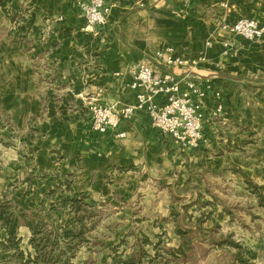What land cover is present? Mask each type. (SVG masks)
<instances>
[{
    "label": "crops",
    "instance_id": "obj_1",
    "mask_svg": "<svg viewBox=\"0 0 264 264\" xmlns=\"http://www.w3.org/2000/svg\"><path fill=\"white\" fill-rule=\"evenodd\" d=\"M84 1L12 0L0 9V110L10 115L14 134L29 140L34 160L59 152L90 181L122 169L125 183L157 176L181 187L196 178L188 170L238 166L227 153L234 146L230 128L253 124V107L264 105V38L247 41L221 23L263 22L264 0H116L98 35L83 30ZM226 42L233 49L228 56ZM166 48L199 63L167 66L155 59ZM144 61L157 75L173 74L183 90L190 79L210 86L202 101L210 145L181 151L144 112L104 134L93 129L91 105L122 110L136 103L132 71ZM35 120L36 132H30Z\"/></svg>",
    "mask_w": 264,
    "mask_h": 264
},
{
    "label": "rangeland",
    "instance_id": "obj_2",
    "mask_svg": "<svg viewBox=\"0 0 264 264\" xmlns=\"http://www.w3.org/2000/svg\"><path fill=\"white\" fill-rule=\"evenodd\" d=\"M56 98L59 101V93ZM253 113V124L230 128L234 146L227 153L238 166L188 170L196 178L181 187L157 176L125 183L122 169H115V177L112 171L100 182L90 181L59 152L34 160L29 140L14 134L10 115L0 110V202L51 218L57 228L71 222L73 215L70 209H52L66 197L84 196L95 215L87 227H95L86 234L73 264H112L113 249L124 239L127 244L118 256L131 258L139 245L145 253L142 264H264V207L259 199H264V105L254 106ZM37 124L35 120L30 132H36ZM207 145L206 138L201 146ZM178 229L191 232L185 246L188 257L170 251L182 245ZM22 234L27 237V232ZM144 234L150 245L141 243ZM0 264L22 263L0 252Z\"/></svg>",
    "mask_w": 264,
    "mask_h": 264
},
{
    "label": "built area",
    "instance_id": "obj_3",
    "mask_svg": "<svg viewBox=\"0 0 264 264\" xmlns=\"http://www.w3.org/2000/svg\"><path fill=\"white\" fill-rule=\"evenodd\" d=\"M116 0H85L81 5L85 21L84 31L98 35L109 23L111 5ZM195 0H185L186 4ZM227 8V4H222ZM221 29L243 37L247 41L264 38V21L242 18L235 22L222 21ZM211 46V41L207 43ZM223 55L232 52L231 43H223ZM155 59L171 67L197 66L199 61L190 63L189 60L178 56L174 49L166 48L155 53ZM133 82L130 88L139 91L134 105L118 110L113 105L93 104L90 106L92 127L98 133H106L116 129L122 121L132 120L137 113L147 114L151 125L163 134L171 136L181 151H193L206 142L204 125L206 114L203 100L207 97L210 86L194 80L186 82V88L180 87L179 81L173 74L157 75L151 63L144 61L133 71ZM163 97L161 103H155V98ZM222 111L218 107L217 113ZM121 137L124 134L120 135Z\"/></svg>",
    "mask_w": 264,
    "mask_h": 264
},
{
    "label": "trees",
    "instance_id": "obj_4",
    "mask_svg": "<svg viewBox=\"0 0 264 264\" xmlns=\"http://www.w3.org/2000/svg\"><path fill=\"white\" fill-rule=\"evenodd\" d=\"M11 1L0 0V9L5 11ZM13 20L15 17L12 18ZM259 199L260 206L264 207L263 197L260 196ZM87 208L89 207L84 196L64 198L52 211L70 209L73 216L71 222L56 228L51 218L46 220L14 204L0 203V251L10 254V259H18L22 264H73L76 251L86 241V234L95 227V223L91 228L87 227V222L95 218V215ZM22 232H27V237H24ZM177 232L182 238V245L178 250L170 251L174 255L180 253L188 257L185 246L191 232H184L181 229ZM141 243L151 244L150 239L145 235ZM125 244H127L126 239L113 249L116 256L112 264H142L143 254L145 255L142 246L137 245L138 253L133 254L129 259L123 260L118 256L117 251ZM233 246L240 248L237 244ZM238 256L241 257V255ZM240 261L243 262V259L241 258Z\"/></svg>",
    "mask_w": 264,
    "mask_h": 264
}]
</instances>
